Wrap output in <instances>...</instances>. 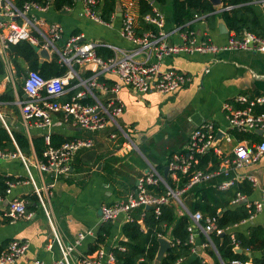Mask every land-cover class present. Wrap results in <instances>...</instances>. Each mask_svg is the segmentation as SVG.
Listing matches in <instances>:
<instances>
[{"label":"crops","instance_id":"obj_1","mask_svg":"<svg viewBox=\"0 0 264 264\" xmlns=\"http://www.w3.org/2000/svg\"><path fill=\"white\" fill-rule=\"evenodd\" d=\"M44 1L40 3H44ZM117 2L123 10L129 11L135 16V31L137 33L140 26L137 22L139 16L137 1L117 0ZM15 3L18 5L17 0ZM227 7L229 6H226L225 9L230 8ZM157 8L164 15L162 30L167 33L165 40L169 43H179V35L174 30L177 26L172 20L170 2L162 8L159 6ZM221 8V4L215 6L213 19L207 18L204 21H199L192 18L189 22L192 24V30L197 35L207 36L216 43L224 42L230 33L235 32L229 31L221 19L219 14ZM258 8L257 11L264 25V8L260 6ZM82 9V2L76 0L74 6L65 8L63 11L54 10L51 4L45 12L37 13V16L48 22L58 23L63 29V39L71 35L82 34L87 41L127 49L133 47L120 35L121 19L116 15V11L107 22L108 24H99L83 15ZM8 48L5 55L7 64L0 57L4 69V75L0 78V94L7 84L11 86L19 115L16 116L6 105L0 107V118L3 119V122L0 121L3 125L9 129L7 122L13 124L14 128L24 131L29 139L42 135L44 142L45 135H49L50 138V134L63 139L68 138V140L91 138L94 142L91 148L80 149L74 155L71 161V170L67 175L55 179L36 168L35 163L42 158H38L34 152L29 156H24L17 149V152L19 151L27 162L34 183L19 156L0 158V173L19 178L12 182L11 192L5 194L0 200V211L7 206L8 202L6 201L12 198L23 199L26 205L29 204L27 197L36 194L35 187L40 190L42 199L41 202L37 196L38 200L31 203L33 208L30 211L26 209L28 217L18 218L14 222L0 223V246L3 244L5 246L10 240L28 242L27 250L11 264H31L37 259L45 264H50L59 259L61 253L55 244L50 249L47 248V244L52 239V228L55 229L63 243H72L78 233L89 229H93L96 233L101 224L99 220L100 207L103 204H112L125 197L128 192L135 190L138 179L148 171L149 167L156 169L157 161L160 160L167 166L172 154L183 152L186 149L190 132L196 126L211 120L216 125L225 127L226 121L222 110V104L225 101L232 99L237 94H264V52L230 50L219 52L214 56L200 54L167 56L163 58L161 68L180 70L192 77L189 84L172 94L158 92L137 94L127 86H121L117 92L112 93L109 89L117 83V77L113 71H106L97 78L98 82L103 84L107 90L94 87L91 93L85 86H76V84L79 83V78H88L93 72V67L91 65L83 67L74 65L72 68L75 67L76 73L73 72L71 79H75L77 83L66 86L67 92L62 96V100H68L74 96L66 99L69 92L76 87H81L76 94L82 92L81 97H92L95 104H105L110 97L115 96L123 104L122 112L114 118L117 124L109 122L103 130L89 131L73 124L71 118H66L62 112H53L50 117L51 125L42 127L38 125L36 118L31 119L27 124L22 120L20 106L17 102L26 97H24V92L20 97L18 95L22 85L17 87L15 84L17 72L9 56ZM49 53L51 57L56 55L58 58L56 52L49 51ZM151 60L153 61L154 58L152 57ZM19 64L24 68L25 74L30 70L25 62L20 60ZM67 68V72L71 70V68ZM206 69L208 71H205ZM6 76L9 77V80L6 79ZM106 81H110L111 84H107ZM111 134L114 137H111ZM133 144L140 151V146L144 147L154 162H150L141 151L148 162L144 160L135 150ZM131 150H135L145 161L146 168H140L139 165L129 161ZM112 157L120 158V160L112 161ZM260 161H264V155L258 162L239 169V173L253 176L257 181L255 186L251 184L254 191L249 198L247 197L246 203L261 202L262 206L252 218L231 227L229 229L230 236H234L233 232L235 231L246 235L249 226L254 224H259L264 228V169L258 165ZM110 170L113 172L109 173ZM162 173L160 174L162 175ZM168 176H170L169 172ZM50 184L51 186H49ZM181 203L182 207L187 210L182 200ZM178 213L180 212L178 211ZM110 222L113 223L111 235L105 246H100L106 251L112 250L116 244H119L120 239H125L120 231L124 222L123 217L119 216ZM199 235L200 233L197 232L196 237L198 238ZM94 236H87L76 247L70 256L71 264H83L81 263L83 256L92 258L95 255L100 247L93 253L87 254L88 245L93 242ZM203 242L197 240L195 252L201 251V254H204L203 262L215 264V260L204 253L206 247L201 245ZM232 246L234 253H237L235 249L238 247L241 249L239 254L247 255L248 259L242 260L246 264H253L254 256L264 255V247L259 251L251 252L247 247L242 248L240 243L237 247ZM209 247L214 251L212 246ZM215 256L219 264L222 262L226 264L222 259V262L218 259L216 253Z\"/></svg>","mask_w":264,"mask_h":264},{"label":"built area","instance_id":"obj_2","mask_svg":"<svg viewBox=\"0 0 264 264\" xmlns=\"http://www.w3.org/2000/svg\"><path fill=\"white\" fill-rule=\"evenodd\" d=\"M16 5L15 0H0V57L5 60L6 50L10 44H15L21 40H27L33 45L47 48L56 52L59 62L69 68L74 65L93 67L92 74L86 79H80L78 85H83L92 93V89L97 87L107 90L100 84L97 78L106 71H113L117 77V83L110 87V92L115 93L121 86L132 88L137 94L148 92H158L162 94H172L189 84L192 77L183 71L173 68H161L163 58L174 55H209L214 56L222 51L244 50L251 52H264V37L251 32L240 34L230 33L222 43H216L207 36H200L194 30L176 27L180 42L169 43L165 40L167 33L162 28L164 25V15L157 8L152 6L151 13L144 15V20L151 24L155 30H147L142 34L135 31V16L121 8V30L120 35L130 42L132 48H121L107 45L105 43L91 42L84 39L82 34L71 35L63 39V29L55 22H48L37 13L45 12L51 5V0L39 3L35 0H19ZM83 5L82 14L90 20L99 24H108L102 20L99 14L100 0H80ZM255 4L264 8V0H254ZM229 8V7H227ZM207 14H195L193 19L204 21ZM106 46L113 50V56L104 60L97 55L96 48ZM154 58L152 61L151 58ZM205 71H208L206 69ZM73 72L69 70L61 76L44 78L37 70H28L22 78V89L26 98L19 100L21 117L24 123L36 118L38 125L49 127L51 125V113L62 112L66 118H71L73 124L89 131H98L106 128L109 122H114L111 118L122 112L123 104L112 96L108 101L98 104H87L80 100L82 92H78L68 100H62L66 94V86L73 77ZM9 80V77L6 76ZM222 110L226 121L225 127L216 125L213 121L207 120L196 126L189 135L186 149L183 152L172 154L167 162L169 175L173 180H177V174H185L197 162V156L212 151L219 159L218 168L214 171L207 169H195L189 175L188 182L181 189L173 190L162 180V175L153 167L138 179L137 188L128 192L125 197L112 204H103L100 207V222L113 221L122 216L125 221H133L132 211L137 207L150 206L154 208L156 214L160 213L162 205L171 200L177 204L178 211L186 209L182 207L180 195L192 185L208 182L217 176L222 175L223 179L214 183L219 190H226L234 183L249 180L255 186L256 179L253 176L239 173V169L250 166L264 155V94L247 95L237 94L232 99L222 104ZM260 130L261 135L257 134ZM232 131L238 133H250L260 137V140L252 144L249 140H237ZM218 132L223 135L214 142ZM114 137L113 134L110 135ZM46 148L42 153V160L35 163L36 168L52 179L62 175H67L71 170V161L74 155L83 148H91L94 144L91 138H75L63 142L59 146H51L49 135H45ZM19 156L28 170V164L21 153L3 152L0 150V158H12ZM29 173V170H28ZM29 177L34 183L32 176ZM161 182L165 186V191L155 194L147 189L148 185H156ZM12 182H7L5 194L11 192ZM51 186V184L49 185ZM35 192L42 202L40 190L35 187ZM0 193V200L3 199ZM245 195L237 193L231 203L241 202ZM255 212L262 206L261 202H255ZM181 208V210H179ZM46 211V210H45ZM26 203L23 199L12 198L7 206L0 211V223L14 222L18 218L28 217ZM191 224L188 225V243L194 251L197 232L204 234L207 238L201 245L212 246L209 234H223L224 229L217 227L215 216H204L200 211L189 213ZM143 217V213L140 218ZM142 225V221H139ZM94 230L89 229L77 234L72 243H63L52 228V239L47 244L50 249L54 244L59 248L61 256L50 264H71L70 256L76 247L87 236H94ZM159 238L166 239L171 247L178 241H174L170 234H158ZM232 245L238 246L240 241L234 236ZM114 247L123 249L120 244ZM28 248L27 241L10 240L0 252V264H11L15 262ZM184 258H178L174 264H180ZM115 256L112 250L100 247L95 255L91 257L83 256V264H114ZM31 264H45L41 260H35ZM229 264H246L240 259H232Z\"/></svg>","mask_w":264,"mask_h":264},{"label":"trees","instance_id":"obj_3","mask_svg":"<svg viewBox=\"0 0 264 264\" xmlns=\"http://www.w3.org/2000/svg\"><path fill=\"white\" fill-rule=\"evenodd\" d=\"M43 2L44 0H35ZM117 0H100L99 14L102 20L109 22L112 14L115 12V5ZM138 4V20L140 26L137 31L142 34L147 30H155L153 26L144 20V15L151 13L153 5L164 7L168 2L171 6L172 20L175 26L181 28L192 29V24H189L195 14H207L206 19H213L215 17V6L212 5L210 0H136ZM17 4L20 1L17 0ZM52 8L56 11H63L65 8H70L76 4V0H51ZM229 6V9H225ZM221 10L219 14L221 19L229 29L236 34L247 31L254 33L258 36L264 37V25L261 22L258 6L252 0H221ZM264 10V9H263ZM9 56L15 65L17 75L21 76L25 70L20 66L19 61H23L28 65L30 70H38L44 77L61 76L65 74L68 68L58 61L56 55H53L49 61H39L38 54L34 51L33 45L27 40H21L15 44H10L8 48ZM96 53L104 60L113 56V51L106 46H98ZM75 68V67H74ZM4 75V69L0 61V78ZM25 75V74H24ZM101 79V78H100ZM77 83L75 79L69 81V85ZM111 84L110 81H106ZM81 87L72 89L66 96V99L75 95ZM23 90L18 91L19 97ZM81 102L95 104L92 97H81ZM15 95L13 89L9 84L5 86L4 91L0 94V107L5 106L11 109L16 116L19 115V109L14 103ZM8 124L7 129L0 121V150L4 152H17V149L24 155L29 156L32 152L38 158H42V153L46 148L44 137L42 135L28 138L27 134L19 129L14 128L13 124ZM233 136L237 140H249L255 144L260 140V137L250 133H238L232 131ZM68 141V138L63 139L57 135L50 134V145L59 146L63 142ZM141 151L145 154L150 162H154L144 147L140 146ZM131 163L139 165L140 168H146L145 161L136 153L131 150L128 157ZM112 161H119L120 158L112 157ZM131 165L130 163H127ZM219 159L213 155L212 151H207L205 154L197 156V162L189 170V172L177 174V180H173L171 176L167 177L168 186L173 189H181L188 182L189 175L195 169H207V171H214L218 168ZM165 164L160 160L156 162L155 168L162 173ZM113 172L110 170L109 173ZM222 175L215 177L211 181L202 182L187 188L181 193L180 198L186 206L188 212L182 210L181 213L177 211V204L170 201L160 208V213L156 214L154 208L149 209L137 207L132 211L133 221H125L121 225L120 231L125 239H120L119 244L123 249L117 247L112 248L115 256L114 264H153V260L158 250V234L170 233L174 241H178L170 247L164 254L160 264H174L175 261L182 257L184 261L180 264H209L203 262L204 254L201 251L191 250V244L188 243L189 232L188 225L191 224L189 213L200 211L204 216H215L217 227L224 229V233L219 235L215 232L209 234V238L215 245L221 259L229 264L232 259H248L246 254L234 253L232 246V238L229 229L243 220H247L253 214L255 207L247 203H231L237 193L250 197L253 193V187L249 180L234 183L227 190H219L213 184L221 180ZM10 175L0 173V193L5 195L7 182L17 181ZM134 187V186H133ZM135 188V187H134ZM147 189L155 194L163 193L166 189L165 186L159 182L156 185H148ZM29 204L26 205L27 211L33 207L32 202L38 200L36 194L27 197ZM181 210V209H180ZM143 213V217L140 215ZM142 221L140 225L139 221ZM113 223L110 221L102 222L96 230L94 240L88 245L87 254L93 253L100 246H105L108 237L111 235ZM168 233V234H169ZM200 233V232H199ZM236 239L240 241L242 248H249L251 252L259 251L264 247V228L259 224L250 225L248 233L245 235L241 232H233ZM198 242L206 241L207 238L204 234L200 233L199 237L195 239ZM7 244V243H6ZM4 244L0 246V252L4 248ZM210 258L215 260V264H219L216 259L215 253L211 247H206L204 250ZM253 264H264V255L254 256L252 258Z\"/></svg>","mask_w":264,"mask_h":264},{"label":"water","instance_id":"obj_4","mask_svg":"<svg viewBox=\"0 0 264 264\" xmlns=\"http://www.w3.org/2000/svg\"><path fill=\"white\" fill-rule=\"evenodd\" d=\"M210 2H211L212 5H214V6H218V5L221 4V0H210ZM115 11H116V15H117V16H121V13H122V12H121V6H120V4H119L118 2L116 3ZM221 25H222V27L225 28V26H224L223 24H221ZM221 25H220V26H221ZM226 31H227V29H226ZM32 45H33V44H32ZM33 48H34V51L38 54V57H39V61H40V62H42V61H44V60L49 61V60L51 59V54L49 53V50H48L47 48L40 47V46H38V45H33ZM71 70H72V72L76 73V71H75L74 68L71 67ZM24 97H26V95H24ZM111 118H112V120L116 123V120H115L112 116H111ZM0 120L3 122V119L0 118ZM116 124H117V123H116ZM118 127H119V126H118ZM119 128H120V127H119ZM261 133H262V132H261L260 130H257V134H258V135H261ZM222 135H223L222 132H218V133L216 134L215 138H214V142H215L218 138H220ZM133 146H134L135 150H136V151L142 156V158H143L144 160L147 161V159H146L145 156L141 153V151L138 149V147H137L135 144H133ZM147 162H148V161H147ZM167 174H168V166H165L164 169H163V173H162V180H163V182H164L165 184H167V183H166ZM247 201H248V199L245 198V199L241 200V203H246ZM6 202H8V200H7ZM145 208H146V209H149L150 206H145ZM158 243H159V246H158V250H157V253H156V255H155V258H154V260H153V264H160V261H161V259L163 258L165 252L171 247L170 243H169L166 239H164V238H158ZM212 247H213V249H214V251H215V253H216L218 259L221 261V258H220V256H219V254H218V252H217V249H216V247L214 246V244H212ZM240 251H241V249L238 248V247L235 249V252H237V253H239ZM221 262H222V261H221ZM222 264H224V263L222 262Z\"/></svg>","mask_w":264,"mask_h":264},{"label":"rangeland","instance_id":"obj_5","mask_svg":"<svg viewBox=\"0 0 264 264\" xmlns=\"http://www.w3.org/2000/svg\"><path fill=\"white\" fill-rule=\"evenodd\" d=\"M24 74H25V72H24ZM24 74H22L21 76H19V75H16V78H15V84H16V86L17 87H21V85H22V80H21V78H22V76L24 75ZM258 165L262 168V169H264V161H260L259 163H258Z\"/></svg>","mask_w":264,"mask_h":264}]
</instances>
